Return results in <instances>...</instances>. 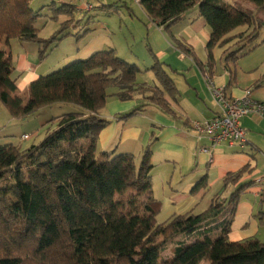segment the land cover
Segmentation results:
<instances>
[{
	"label": "trees",
	"instance_id": "1",
	"mask_svg": "<svg viewBox=\"0 0 264 264\" xmlns=\"http://www.w3.org/2000/svg\"><path fill=\"white\" fill-rule=\"evenodd\" d=\"M31 1L0 0V105L16 121L57 104L76 109L51 119L38 145L28 149L0 146V182L7 183L0 194V264H264V242L228 240L236 206L249 185L238 186L227 199L213 198L200 214L175 215L158 224L159 202L153 197L150 176L155 137L144 148L138 165L131 153L97 152L100 133L112 123L98 115L109 97L108 88L117 89L120 101L131 100L139 90L151 93L147 102L176 119L164 94L174 98L177 89L161 63L149 69L161 90L137 87L138 68L107 49L38 77L23 95L18 94L11 54L2 47L10 40L36 44L42 61L74 25L75 6L55 8L52 3L53 19L64 15L67 20L50 40L40 39L34 26L40 13L32 11ZM246 1L264 12V0ZM139 5L149 21L163 30L197 8L198 18L210 29L205 47L208 77L215 66V48L239 40L232 45L233 51H224V61L234 62L264 43L259 37L264 19L222 0H139ZM240 27H247L249 33L229 36ZM174 42L205 73L194 51L177 39ZM143 108L114 119L125 122ZM26 171L28 178H24ZM245 171L228 175L223 185H235ZM204 186L202 179L192 192ZM220 216L218 237L180 242L171 249V258H161L165 243L191 236ZM258 218L264 230V212Z\"/></svg>",
	"mask_w": 264,
	"mask_h": 264
},
{
	"label": "crops",
	"instance_id": "2",
	"mask_svg": "<svg viewBox=\"0 0 264 264\" xmlns=\"http://www.w3.org/2000/svg\"><path fill=\"white\" fill-rule=\"evenodd\" d=\"M136 2L139 5V0ZM70 3L73 6L76 5L74 2ZM90 3L93 8L95 5H101L95 0H90ZM77 4H79L78 1ZM187 16L188 13L178 24L171 27L173 30L175 27L182 26L180 34L172 33V35L183 45L191 48L194 53L198 47L201 49L200 59H197L203 64L205 73L189 57L178 52L161 27L149 21L145 34L147 40L151 39L149 38L152 36L151 33L155 35L151 39L156 45L155 57L176 86V97L171 98L164 94V99L175 113L176 119L164 114L155 105L149 104L145 96L148 93L146 91H136L131 100L120 101L115 96L117 89L112 88L104 109L112 123L100 133L97 152L115 150L116 153L138 152L142 154L151 138L155 137L151 156L153 169L150 176L153 197L159 202V213L156 216L158 224L164 223L175 215L188 212L194 215L200 214L208 208L213 198L227 199L238 186L249 185L241 194L236 206L228 240L241 242L251 238L259 239L264 236V230L259 226L258 218L259 213L264 212V184L258 185L255 181L264 173V119L257 116H246L240 120V126L245 131L247 140L243 149H231L222 145L212 151L211 155L202 151V148H207L208 144L199 138L192 124L193 122H208L217 115V109L205 80L207 73L210 72L206 66L205 50L210 29L202 18H198V14L196 19L192 17L186 20ZM145 17L147 18L146 14ZM96 28L94 26V32L101 34L102 30ZM246 30L247 27L237 28L229 36ZM234 41L213 50L215 66L209 80L216 88H224L228 98H240L246 90H249L252 99L264 103V43L234 62L224 61V51H232L236 48L232 47ZM27 44L32 43L10 40L7 47H2L11 54L14 66L13 77L19 95H23L31 82L52 71L50 66L47 67L43 61L38 62L37 50L26 46ZM112 45V41L99 35L93 43L90 41L80 50V53L77 52L74 60H84L101 50L113 49L115 51ZM135 66L139 70L135 77L137 87H157L161 90L153 74L152 76L148 73L151 80L147 78L144 81L146 77L143 76L142 69ZM146 82L148 85H145ZM143 105V111L136 115L134 120L122 122L114 119ZM98 115L101 117L100 111ZM2 134L0 124V144L9 143L23 148L24 141L1 139L4 136ZM244 168L246 171L235 185L226 187L223 185L225 177L236 174ZM202 179H205V186L192 192L194 186ZM222 219L220 216L218 219L203 224L191 236L179 237H183V241L203 239L206 236L211 239L216 238L220 235V228L217 226Z\"/></svg>",
	"mask_w": 264,
	"mask_h": 264
},
{
	"label": "rangeland",
	"instance_id": "3",
	"mask_svg": "<svg viewBox=\"0 0 264 264\" xmlns=\"http://www.w3.org/2000/svg\"><path fill=\"white\" fill-rule=\"evenodd\" d=\"M95 1L101 5H95V8H93L90 13L86 12V14H79V12L76 11V7L79 6L76 0L31 1L30 8L32 11L40 13V17L36 20L34 26L38 30V37L43 40H50L52 36L60 31L62 24L67 20L64 15L57 16V20H54V15L52 11L49 10L51 4L54 3L55 8H58L63 3H69L70 5H73L70 2L76 3V5H74L75 10L71 16L74 25L69 27L64 33H68L69 35L59 41L56 47L52 48L45 59L42 60L44 64H46L47 67L50 66L52 69V71L50 70L51 72L62 69L69 63L75 61V54L77 52L80 53L81 49L86 47L90 41L93 43V41H95V39H97L100 35L102 38L106 37L112 41V46L119 58L123 59L127 63L135 64L142 69L143 76L146 77L144 81H146L147 78L150 79L148 73L151 75L152 73L146 68L152 67V65L157 62L154 52L156 51V45L152 43L151 40L153 36L155 37V35L150 32L152 36L149 35V38L151 39H145V34L147 33V23L149 20L145 17V14L136 0H120V2L119 0ZM222 2L225 4L235 5L242 10H252L258 17L264 19V12L255 10L253 4L246 0H222ZM109 6H112V8ZM197 14V8L190 10L186 20L192 17H195L194 19H196ZM90 17L92 19H90ZM94 26L95 28L98 27L102 30L100 31L101 34H98L99 32H94ZM181 28L182 26H178L173 30L169 28L168 30L163 31L167 39L175 44V38L173 39L172 33H174V35L180 34ZM245 33L247 35L249 32L247 31ZM94 35L98 36L95 37ZM93 37L95 38L90 40ZM259 37L261 39L264 38V27L262 28ZM238 41L239 40H235L234 44ZM26 46L35 48L37 52L40 49V46L36 44H27ZM173 52L175 53L174 49ZM195 53L196 57L200 59L199 56L201 55V49L199 47L195 50ZM65 58L68 60L66 59V61ZM38 62H40V60H38ZM170 75L172 76V74ZM145 85H148V82H146ZM111 90L112 88L107 89L108 95L111 93ZM145 96L149 97L151 96V93H146ZM75 109L76 107L71 104H57L52 107L43 108L36 114L29 116L24 120L16 121L11 119L4 106L0 105V124L2 125V135L5 137H2L1 139H20L22 135H28L29 138L22 144V149H28L31 146L38 145L50 127L49 121L51 119L73 112ZM104 109L105 106L100 110L101 118L109 120ZM146 117H150V115H146ZM133 118L135 117L129 118L126 121L134 120ZM8 144H0V146ZM132 155L138 165L142 154L135 152ZM28 177L29 176L26 171L24 173V178ZM6 184V182H0V194L1 190L6 187ZM183 239V237H177L165 243L161 250V258L164 260L171 258V249L183 241ZM258 240L260 242H264V236L260 237Z\"/></svg>",
	"mask_w": 264,
	"mask_h": 264
},
{
	"label": "built area",
	"instance_id": "4",
	"mask_svg": "<svg viewBox=\"0 0 264 264\" xmlns=\"http://www.w3.org/2000/svg\"><path fill=\"white\" fill-rule=\"evenodd\" d=\"M79 6L76 11L79 14L91 12L93 5L90 0H77ZM217 115L214 119L205 122H193L192 128L196 131L199 138L208 144L202 151L212 154L219 146L225 145L231 149H243L246 144L245 131L240 126V120L246 116H257L264 119V103L255 101L251 98V92L246 90L240 98H228L224 88H216L209 77H205ZM28 135L21 136V141L28 140ZM256 184H264V173L257 178Z\"/></svg>",
	"mask_w": 264,
	"mask_h": 264
}]
</instances>
